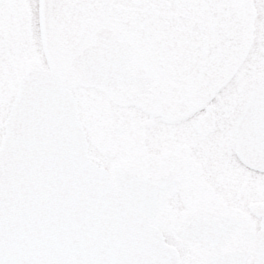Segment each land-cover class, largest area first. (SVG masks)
I'll list each match as a JSON object with an SVG mask.
<instances>
[{
	"label": "snow or ice",
	"instance_id": "1",
	"mask_svg": "<svg viewBox=\"0 0 264 264\" xmlns=\"http://www.w3.org/2000/svg\"><path fill=\"white\" fill-rule=\"evenodd\" d=\"M0 264H264V0H0Z\"/></svg>",
	"mask_w": 264,
	"mask_h": 264
}]
</instances>
